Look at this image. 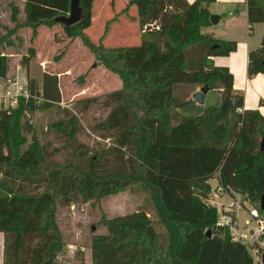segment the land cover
<instances>
[{
  "label": "trees",
  "instance_id": "trees-1",
  "mask_svg": "<svg viewBox=\"0 0 264 264\" xmlns=\"http://www.w3.org/2000/svg\"><path fill=\"white\" fill-rule=\"evenodd\" d=\"M24 1L25 21L18 22L15 9L16 25L0 44L19 27L32 29L36 37L41 26L61 25L69 38H81L123 86L105 96L107 116L88 128L102 140L94 144L79 137L87 132L68 109L51 125L61 146L35 133L28 140L30 115L61 102L57 74L44 72L41 86L30 79L31 97L22 98L12 112L0 110L3 264H58L66 244L60 206L101 200L134 185L148 194L153 216L140 209L103 217L106 232L91 238L93 264H253L244 245L215 228L217 210L204 201L217 172L221 184L256 201L264 196V116L244 109V95L234 89L229 68L211 61L237 49L236 41L206 32L213 24L208 9L213 0H129L141 29L155 26L131 46H108L107 30L98 43L88 35L95 0H80L82 17L71 26L55 19L69 15L72 0ZM246 2L250 23L264 22V0ZM29 51L27 61L35 56L33 47ZM8 68L9 59L0 55V75ZM248 72L264 73V37L249 54ZM196 85L220 90L221 104L181 116L178 109L193 101L180 91Z\"/></svg>",
  "mask_w": 264,
  "mask_h": 264
},
{
  "label": "rangeland",
  "instance_id": "rangeland-1",
  "mask_svg": "<svg viewBox=\"0 0 264 264\" xmlns=\"http://www.w3.org/2000/svg\"><path fill=\"white\" fill-rule=\"evenodd\" d=\"M103 1L95 0L94 9ZM128 1L108 0L104 10L102 5L101 10H94L93 26L87 33L95 42L98 43L107 30L106 40L110 41L105 40V43L108 46H131L140 43L143 32L139 23H135L131 18L136 8L128 6ZM23 5L24 0H0V39L10 34L15 27L16 23L12 18L15 9L18 10V22L25 21V12L21 9ZM31 47L35 50V56L27 61L31 55ZM0 55L9 59V71L20 62L27 69L30 79H35L40 86L44 72L59 76L61 102L41 107L30 115L33 129L27 133L29 141L35 133L41 141H51L54 147L61 146V140L52 132L51 125L62 119L63 109H68L76 115L79 123L85 128L87 134L82 133L79 136L83 141L94 144L97 139L101 140L88 128L107 116L109 109L103 105V100L107 94L121 89L123 83L117 74L98 63L81 38H69L61 25L51 28L41 26L36 37L32 29L19 27L14 35L0 44ZM90 98H98V101L86 103ZM106 142L109 143V140ZM209 183L215 188L218 184L217 177L211 178ZM226 200L227 195L220 199ZM140 209H146L152 215L153 206L148 194L140 185H134L125 192L101 200L76 201L72 205H61L59 222L66 243L77 242L91 247L92 236L106 232L100 225L103 217L112 218Z\"/></svg>",
  "mask_w": 264,
  "mask_h": 264
},
{
  "label": "built area",
  "instance_id": "built-area-1",
  "mask_svg": "<svg viewBox=\"0 0 264 264\" xmlns=\"http://www.w3.org/2000/svg\"><path fill=\"white\" fill-rule=\"evenodd\" d=\"M155 28L154 24L146 25ZM158 28V27H156ZM45 63L43 64V66ZM31 97L30 77L27 69L16 63L14 69L0 75V110L12 112L19 106L20 100ZM243 112V108L238 109ZM218 172L214 178L218 179ZM224 195L228 200L220 201ZM204 201L217 210L215 228L227 234L234 242L244 245L250 252L253 264H264V211L261 200L256 201L249 193L241 192L230 185L219 182L211 188ZM58 264H93L92 249L81 243H66L58 253Z\"/></svg>",
  "mask_w": 264,
  "mask_h": 264
},
{
  "label": "crops",
  "instance_id": "crops-1",
  "mask_svg": "<svg viewBox=\"0 0 264 264\" xmlns=\"http://www.w3.org/2000/svg\"><path fill=\"white\" fill-rule=\"evenodd\" d=\"M187 1L193 3L196 0ZM107 4L108 0L101 2L102 10L107 7ZM101 5L96 7L98 11L101 10ZM21 9L25 12V1ZM208 9L211 14L219 15L220 18L219 22L212 24L206 32L221 40L237 42V49L234 52L225 56H213L211 61L214 65L229 68L234 76V89L244 95V109L258 110L264 116V73L249 76L248 72L249 54L261 46L264 37V22L250 23L246 0H213L208 5ZM137 16L135 9V13L131 18ZM133 21L138 23L136 20ZM90 28L87 32H90ZM108 41L110 39L106 40V42ZM200 88L201 86L196 85L183 88V91H180V94L186 97L187 100L193 101L191 107L178 109L181 116H197L207 108L217 107L221 104L222 96L218 89L209 90L204 95V102L202 104L197 103L193 99V94ZM3 239L4 234L0 233V264H3L4 256Z\"/></svg>",
  "mask_w": 264,
  "mask_h": 264
},
{
  "label": "water",
  "instance_id": "water-1",
  "mask_svg": "<svg viewBox=\"0 0 264 264\" xmlns=\"http://www.w3.org/2000/svg\"><path fill=\"white\" fill-rule=\"evenodd\" d=\"M82 7L80 6V0H72L71 2V9L69 15L60 16L55 19L57 22H62L63 24L67 26H71L76 24L78 21H80L82 17ZM219 15L212 14L211 15V21L213 24H217L219 22ZM209 91V86L205 85L200 88V90L194 92L193 99L199 103L202 104L204 102V95ZM261 151L264 152V137L261 141ZM261 208L264 211V196L261 199ZM207 235H210V231L207 232ZM263 263H264V255H263Z\"/></svg>",
  "mask_w": 264,
  "mask_h": 264
}]
</instances>
